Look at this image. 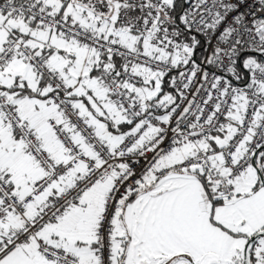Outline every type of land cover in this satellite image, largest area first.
<instances>
[{
	"label": "snow or ice",
	"instance_id": "1",
	"mask_svg": "<svg viewBox=\"0 0 264 264\" xmlns=\"http://www.w3.org/2000/svg\"><path fill=\"white\" fill-rule=\"evenodd\" d=\"M0 264H264V0H0Z\"/></svg>",
	"mask_w": 264,
	"mask_h": 264
}]
</instances>
